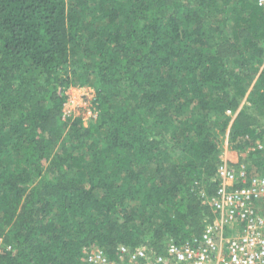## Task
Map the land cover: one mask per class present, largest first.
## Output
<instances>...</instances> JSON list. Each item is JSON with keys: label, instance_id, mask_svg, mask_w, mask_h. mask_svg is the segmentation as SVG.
Segmentation results:
<instances>
[{"label": "trees", "instance_id": "16d2710c", "mask_svg": "<svg viewBox=\"0 0 264 264\" xmlns=\"http://www.w3.org/2000/svg\"><path fill=\"white\" fill-rule=\"evenodd\" d=\"M224 137L264 173L259 0H0V264L198 238Z\"/></svg>", "mask_w": 264, "mask_h": 264}, {"label": "built area", "instance_id": "2783aa9c", "mask_svg": "<svg viewBox=\"0 0 264 264\" xmlns=\"http://www.w3.org/2000/svg\"><path fill=\"white\" fill-rule=\"evenodd\" d=\"M259 4L264 5V0ZM66 102L63 117H72V107ZM86 114V120L91 116L95 119L97 106ZM216 177L220 183L213 193L200 191L213 216L206 220L198 238L171 241L163 252L144 244L134 248L120 244L115 257L93 246L85 249L80 264H264V173L250 172L244 163L233 166L225 160L219 164ZM5 248L10 250L11 245Z\"/></svg>", "mask_w": 264, "mask_h": 264}, {"label": "rangeland", "instance_id": "374dc122", "mask_svg": "<svg viewBox=\"0 0 264 264\" xmlns=\"http://www.w3.org/2000/svg\"><path fill=\"white\" fill-rule=\"evenodd\" d=\"M67 94L69 95L68 105L72 107V118H76L78 116H82L83 119L86 120L87 114L86 111L91 108L92 106H95V99H96V90L92 86H71L67 89ZM71 99V101H70ZM95 114V113H94ZM93 114V115H94ZM91 116L88 120H84V125H88V123L92 120ZM64 118V117H63ZM68 118V116H67ZM66 119V118H64ZM223 161L227 160L229 164L233 166L239 165V163H244L247 166V162L242 159V154L237 149H232L229 146L227 137L223 138ZM3 238H0V250L6 245L3 241ZM90 246H87L84 249H87Z\"/></svg>", "mask_w": 264, "mask_h": 264}]
</instances>
